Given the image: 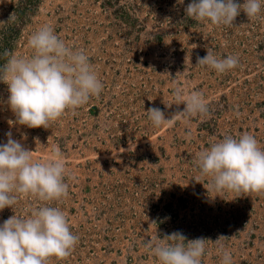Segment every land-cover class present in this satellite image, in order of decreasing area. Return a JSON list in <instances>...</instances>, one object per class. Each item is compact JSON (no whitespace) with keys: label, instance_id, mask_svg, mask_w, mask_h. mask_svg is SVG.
<instances>
[{"label":"rangeland","instance_id":"obj_1","mask_svg":"<svg viewBox=\"0 0 264 264\" xmlns=\"http://www.w3.org/2000/svg\"><path fill=\"white\" fill-rule=\"evenodd\" d=\"M189 3L0 0V66L6 52L31 56L28 40L47 24L85 52L103 84L99 96L48 129H29L15 123L0 83V143L11 132L34 160L64 154L66 197L20 196L0 210V225L45 205L65 213L79 241L70 256L50 264H158L145 242L176 231L209 240L202 264H220V235L228 238L221 243L232 264H264V193L207 191L211 178H201L195 164L225 135L249 133L264 149V18L241 12L233 26H215L186 17ZM208 49L218 58L237 56L238 66L223 74L196 66ZM177 84L200 91L210 115L154 127L149 108L166 118L183 110L173 96Z\"/></svg>","mask_w":264,"mask_h":264},{"label":"clouds","instance_id":"obj_2","mask_svg":"<svg viewBox=\"0 0 264 264\" xmlns=\"http://www.w3.org/2000/svg\"><path fill=\"white\" fill-rule=\"evenodd\" d=\"M264 0H191L185 15L197 22L231 27L243 12L248 20L261 17ZM31 56L5 53L0 66V83L7 85V103L15 123L29 129H48L66 111L75 112L92 97L99 96L103 84L83 50H74L43 25L28 40ZM235 55L218 58L211 49L197 57L196 66H207L223 74L236 68ZM177 105H184L170 117L156 107L146 112L156 128L172 126L177 120L193 116L207 117L210 106L197 90L187 91L177 84L173 89ZM0 143V210L11 208L20 196L35 197L42 202L58 201L68 195V175L64 154L54 151L46 161L33 159V151L6 133ZM201 178L210 177L208 190L215 192L264 193V149L256 138L243 133L238 138L225 135L209 148L201 150L195 160ZM216 244L220 264H232V256L221 243ZM79 237L70 229L65 213L58 207L41 206L27 216H10L0 225V264H50L52 258L63 260L71 255ZM209 242L204 237L188 240L179 231L158 235L145 242V248L158 264H202Z\"/></svg>","mask_w":264,"mask_h":264}]
</instances>
